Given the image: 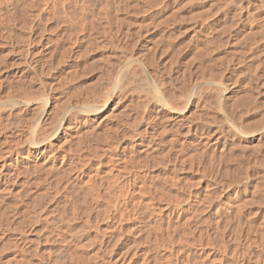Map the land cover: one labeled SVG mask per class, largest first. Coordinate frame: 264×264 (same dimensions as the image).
Returning a JSON list of instances; mask_svg holds the SVG:
<instances>
[{"label": "rangeland", "instance_id": "rangeland-1", "mask_svg": "<svg viewBox=\"0 0 264 264\" xmlns=\"http://www.w3.org/2000/svg\"><path fill=\"white\" fill-rule=\"evenodd\" d=\"M0 23V264H263L264 0H0ZM152 82L181 110L146 134Z\"/></svg>", "mask_w": 264, "mask_h": 264}, {"label": "bare ground", "instance_id": "bare-ground-1", "mask_svg": "<svg viewBox=\"0 0 264 264\" xmlns=\"http://www.w3.org/2000/svg\"><path fill=\"white\" fill-rule=\"evenodd\" d=\"M6 1H7V0H6ZM2 23H3V22H2ZM2 23H0V24H2ZM5 23H6V22H5ZM2 27H3V26H2ZM5 29H6V28H5ZM141 60H142V59H141ZM134 61H135V60H134ZM134 61H132V62H134ZM128 64H129V63L127 62V65H126V64H125V65H126V66L128 67V69H129L130 67L128 66ZM130 64H132V63H130ZM148 65H149V64H148ZM124 68H125V66H124ZM133 68H134V67H133ZM135 68H136V67H135ZM131 69H132V68H131ZM119 70H120V69H119ZM126 70H127V69H126ZM136 71H137V69H136ZM75 72H76V71H75ZM124 72H125V71H124ZM128 72H129V71H128ZM131 72H133V71L131 70ZM76 73H77V72H76ZM137 73H138V72H137ZM134 74H135V73H134ZM121 75H122V76H120L119 80H120V79H121V80H124L123 72H122ZM137 75H138V74H137ZM156 75H157V74H156ZM129 76H130V75H129ZM131 76H132V75H131ZM154 76H155V75H154ZM134 77H135V76H134ZM144 77H145V76H144ZM130 78H131V77H130ZM145 78H146V77H145ZM132 79H133V78H132ZM134 79H135V78H134ZM157 79H158V78H157ZM126 80H127V79H126ZM128 80H129V79H128ZM30 81H31V80H30ZM32 81H33V79H32ZM130 81L132 82V80H130ZM130 81H129L128 83H131ZM136 81H137V80H136ZM136 81H135V82H136ZM142 81H143V80H142ZM154 81H155V78H154ZM124 82H126V81H124ZM161 82H162V81H161ZM166 82H167V81H166ZM128 83H127V84H128ZM133 83H134V82H133ZM145 83H147V82H145ZM127 84H125V85H127ZM165 84H166V83H165ZM118 85H119V84H118ZM120 85L123 86L121 83H120ZM125 85H124V86H125ZM128 85H130V84H128ZM128 85H127V86H128ZM132 85H133V84H132ZM49 86H50V85H49ZM49 86H48V87H49ZM145 86H146V85H145ZM148 86H149V85H148ZM151 86H152V90H153L152 96H153V94H154V100H155V103H153V104L158 105L160 108H159V107L156 108V110H155L156 113H154L155 115H153V117H151V116L148 117V119H147L148 121L145 122V123H144V126H143V127H144V130H142L143 128L141 127V130H142L143 132L145 131V133H146V131H147V132H152V133H153V132H156V131L158 130L159 127H158V124L156 123V119H157V121H158V119H159L160 117H162L163 115L160 116L159 113H158V110H157V109H159V112L165 110L166 112L169 111V112H171V113H173V112H174V113H175V112H179V111L181 110V109H179V111H178V109L175 108L174 106H173V107L170 106V105H172V104H169V103L167 102V100H166V99L164 98V96H163V92H161V90L159 89V86L157 87V85H156L154 82H152V85H151ZM205 86H206V85H205ZM38 87H39V85H38ZM125 87H126V86H125ZM131 87H132V86H131ZM131 87H130V88H131ZM134 87H135V89H136L138 86L136 87V84H135ZM134 87H133L132 89H134ZM165 87H166V86H165ZM168 87H169V86H168ZM189 87H190V86H189ZM202 87H203V86H202ZM56 88H57V86H56ZM94 88H95V87H94ZM121 88H122V87H121ZM128 88H129V87H128ZM212 88H213V87H212ZM217 88H218V87H217ZM27 89H28V88H27ZM107 89H108V88H107ZM117 89H118V88H117ZM117 89H116V90H117ZM132 89H131V90H132ZM139 89H140V88H139ZM145 89H146V88H145ZM150 89H151V88H150ZM198 89H199V88H198ZM214 89H215V88H214ZM37 90H39V89H37ZM89 90H90V89H89ZM121 90H123V89H121ZM143 90H144V89H143ZM147 90H148V88H147ZM8 91H9V90H8ZM92 91H93V90H92ZM96 91H97V90H96ZM129 91H130V90H129ZM136 91H137V90H136ZM136 91H134V92H136ZM139 91H140V90H139ZM167 91H168V90H167ZM170 91H171V90H170ZM205 91H206V90H205ZM116 92H117V91H116ZM120 92H121V91H118V94H119ZM134 92H133V93H134ZM142 92L145 93L144 91H142ZM142 92H141V93H142ZM147 92H148V91H147ZM177 92H178V91H177ZM195 92H196V91H195ZM197 92H198V91H197ZM216 92H217V91H216ZM62 93H63V92H62ZM93 93H95V92H93ZM104 93H105V92H104ZM136 93H137V92H136ZM40 94H41V93H40ZM52 94H53V93H52ZM90 94H91V93H90ZM95 94H96V93H95ZM121 94H122V93H121ZM134 94H135V93H134ZM196 94H197V93H196ZM200 94H201V93H200ZM49 95H50V94H49ZM56 95H57V94H56ZM58 95H59V94H58ZM72 95H73V94H72ZM88 95H89V94H88ZM99 95H100V94H99ZM130 95H131V94H130ZM143 95H145V94H143ZM148 95H149V94H148ZM166 95H167V94H166ZM166 95H165V96H166ZM175 95H176V94H175ZM193 95H194V94H193ZM215 95H216V94H215ZM8 96H10V95H8ZM11 96H12V95H11ZM36 96H37V95H36ZM51 96H52V95H51ZM51 96H50V97H51ZM86 96H87V95H86ZM106 96H107V95H106ZM116 96H117V95H116ZM122 96H123V95H122ZM167 96H168V95H167ZM74 97H75V96H74ZM92 97H93V95H92ZM96 97H97V96H96ZM117 97H119V96H117ZM142 97H143V96H142ZM148 97H149V96H148ZM169 97H170V96H169ZM190 97H191V96H190ZM210 97H211V96H210ZM14 98H15V97H14ZM17 98H18V97H17ZM28 98H29V97H28ZM35 98H36V97H35ZM53 98H54V97H53ZM103 98H104V97H103ZM143 98H145V96H144ZM146 98H147V97H146ZM183 98H184V97H183ZM224 98H225V97H224ZM23 99H24V98H23ZM45 99H46V97H45ZM63 99H64V98H63ZM66 99H68V97H67ZM98 99H99V97H98ZM105 99H106V98H105ZM118 99H119V98H118ZM132 99H133V98H132ZM150 99H151V98H150ZM9 100H11L10 102L13 103V102H12V100H13L12 97H9ZM24 100H25V99H24ZM29 100H30V98H29ZM46 100H47V99H46ZM71 100H72V99H71ZM116 100H117V99H116ZM146 100H148V99H146ZM184 100H185V99H184ZM62 101H63V100H62ZM69 101H70V100H69ZM91 101H93V100H91ZM117 101H118V100H117ZM143 101H144V100H143ZM14 102H15V101H14ZM51 102H52V101H51ZM59 102H60V101H59ZM81 102H82V101H81ZM81 102H79V103H81ZM95 102H96V101H95ZM146 102H147V101H146ZM182 102H183V101H182ZM64 103H65V102H63V104H64ZM87 103H88V102H87ZM93 103H94V102H93ZM116 103H117V102H116ZM127 103H128V102H127ZM207 103H208V102H207ZM225 103H226V102H225ZM6 104L9 106L8 103H6ZM181 104H182V103H181ZM188 104L190 105V103H188ZM196 104H197V103H196ZM36 105H37V104H36ZM49 105H50V104H49ZM53 105H54V103H53ZM116 105H117V104H116ZM156 105H155V106H156ZM191 105H192V104H191ZM10 106H11V105H10ZM32 106H33V105H32ZM38 106H39V105H38ZM38 106H37V107H38ZM138 106H139V105H138ZM145 106H146V105H145ZM153 106H154V105H153ZM182 106H183V105H182ZM205 106H206V105H205ZM207 106H208V105H207ZM12 107H13V104H12ZM26 107H27V106H26ZM30 107H31V106H30ZM51 107H52V106H51ZM55 107H56V106L54 105V108H55ZM128 107H129V106H128ZM148 107H149L148 109L150 110L151 107H150V106H148ZM201 107H202V106H201ZM201 107H200V108H201ZM5 108H6V106H5ZM39 108H40V106H39ZM85 108H86V110H83L84 113H85V116L89 115L91 112H96V109L93 108L92 105H86ZM126 108H127V107H126ZM135 108H136V106H135ZM152 108H153V107H152ZM152 108H151V109H152ZM209 108H210V107H209ZM2 109H3V107H2ZM22 109H23V108H22ZM103 109H104V108H103ZM112 109H113V108H112ZM114 109H115V108H114ZM154 109H155V108H154ZM223 109H224V108H223ZM20 110H21V109H20ZM37 110H38V109H37ZM59 110H60V108H59ZM61 110H62V109H61ZM70 110H71V109H70ZM106 110H107V109H106ZM149 110H148V111H149ZM182 110H183V108H182ZM0 111H1V110H0ZM72 111H73V110H72ZM79 111H80V110H79ZM83 111H82V112H83ZM119 111H120V110H119ZM137 111H138V110H137ZM146 111H147V110H146ZM146 111H145V112H146ZM207 111H208V110H207ZM211 111H212V110H211ZM1 112H2V111H1ZM16 112H17V111H16ZM18 112H19V111H18ZM33 112H34V111H33ZM47 112H48V106L46 105V106L44 107V109L42 110V112H41V114H40V117H39V119H38V123H37V125H36V126H38L39 128H40V126L43 127V126L45 125V124H44V125L42 126L41 122L44 123V118H45V117H48V116H47ZM69 112H70V111H69ZM151 112H152V111H151ZM153 112H154V111H153ZM74 113H75V112H74ZM80 113H81V112H80ZM86 113H87V115H86ZM101 113H102V112H101ZM105 113H106V112H105ZM117 113H118V112H117ZM119 113H120V112H119ZM127 113H129V112H127ZM174 113H173V114H174ZM34 114H35V113H34ZM48 114H49V113H48ZM69 114H70V113H69ZM107 114H108V113H106V115H107ZM109 114L112 115V116L114 115V113H109ZM125 114H126V113H125ZM125 114H124V115H125ZM138 114H139V113H138ZM141 114H142V113H141ZM145 114H146V113H145ZM148 114H149V113H148ZM148 114H147V115H148ZM150 114H151V113H150ZM150 114H149V115H150ZM160 114H161V113H160ZM162 114H164V113H162ZM9 115H10V114H9ZM82 115H83V114H82ZM94 115H95V114H94ZM175 115H176V114H175ZM183 115H184V114H183ZM186 115H187V114H186ZM188 115H189V114H188ZM28 116H29V115H28ZM31 116H32V115H31ZM51 116H52V115H51ZM51 116H50V117H51ZM54 116H55V115L53 114L52 117H54ZM64 116H65V115H64ZM115 116H116V115H115ZM122 116H123V115H122ZM125 116H126V115H125ZM138 116H139V115H138ZM144 116H145V115H144ZM144 116H143V117H144ZM166 116H167V115H166ZM191 116H192V114H191ZM209 116H210V115H209ZM227 116H229V115H227ZM57 117H58V116H57ZM67 117H68V116H67ZM93 117H94V116H93ZM95 117H96V115H95ZM99 117H101V116H99ZM106 117H107V116H106ZM117 117H118V116H117ZM117 117H116V118H117ZM133 117H134V116H133ZM168 117H169V116H168ZM170 117H171V116H170ZM170 117H169V118H170ZM178 117H179V115H178V116H175V117L173 118L174 120H172V121H173V122H177V121H178V123L182 122V121H183L182 119H183L184 117H183V118H178ZM180 117H181V116H180ZM189 117H190V116H189ZM222 117H223V116H222ZM84 118H85V117H84ZM86 118H87V117H86ZM89 118H90V117H89ZM102 118H103V117H102ZM114 118H115V117H114ZM136 118H138V117H136ZM140 118H141V117H140ZM162 118H163V117H162ZM171 118H172V117H171ZM171 118H170V119H171ZM30 119H31V118H30ZM50 119H51V118H50ZM50 119H49V120H50ZM53 119H54V118H53ZM53 119H51V120H53ZM57 119H58V118H57ZM75 119H76V118H75ZM91 119H92V118H91ZM94 119H95V118H94ZM94 119H93V120H94ZM107 119H108V118H107ZM166 119H167V118H166ZM166 119H164V120H166ZM213 119H214V118H213ZM24 120H25V119H24ZM31 120H32V119H31ZM42 120H43V121H42ZM49 120H45V121H49ZM78 120H80V119H78ZM78 120H77V122H79ZM160 120H163V119L160 118ZM160 120L158 121V122H160L159 125H160L161 123H163V122H161ZM168 120H169V119H168ZM175 120H176V121H175ZM207 120H208V119H207ZM217 120H218V119H217ZM248 120H249V119H248ZM29 121H30V120H29ZM55 121H56V120H55ZM55 121H54V122H55ZM65 121H66L65 119H62V120L60 121V123H59V125H58V128H57V130H56V132H59L60 129L62 130L63 126L65 125ZM86 121H87V120H86ZM91 121H92V120H91ZM121 121H122V120H121ZM208 121H209V120H208ZM222 121H223V120H222ZM232 121H233V120H232ZM56 122H57V121H56ZM67 122H68V120H67ZM83 122H84V121H83ZM214 122H215V121H214ZM237 122H238V121H237ZM0 123H1V122H0ZM50 123H51V122H50ZM52 123H53V122H52ZM52 123H51V124H52ZM87 123H89V122L87 121ZM133 123H134V122H133ZM135 123H136V122H135ZM165 123H166V121H165ZM170 123H172V122L169 121V124H170ZM242 123H243V122H242ZM26 124H27V123H26ZM28 124H29V123H28ZM54 124H55V123H54ZM68 124H69V123H68ZM131 124H132V123H131ZM188 124H189V123H188ZM52 125H53V124H52ZM75 125H76V124H75ZM75 125H73V126H75ZM95 125H96V124H95ZM165 125H166V124H165ZM178 125H179V127H180V124H178ZM178 125H174V126L177 127ZM186 125H187V124H186ZM262 125H263V124H262ZM26 126H27V125H26ZM68 126H69V125H68ZM71 126H72V125H71ZM73 126H72V127H73ZM91 126H92V125H91ZM163 126H164V124H163ZM167 126L169 127V126H171V124H170V125H167ZM38 127H37V128H38ZM44 127H45V126H44ZM47 127H48V126H47ZM99 127H100V126H99ZM115 127H116V125H115ZM168 127L165 128V130H166V129H167V130L171 129V127H170V128H168ZM179 127H178V128H179ZM257 127H258V126H257ZM28 128H29V125H28ZM28 128H27V129H28ZM37 128H36V129H37ZM39 128H38V130H39ZM67 128H68V127H67ZM69 128H70V126H69ZM90 128H91V127H90ZM107 128H108V126H107ZM118 128H119V127H118ZM131 128H132V127H131ZM131 128H129V129H131ZM160 128H161V125H160ZM160 128H159V129H160ZM163 128H164V127H163ZM163 128H162V129H163ZM172 128H173V127H172ZM180 128H181V127H180ZM180 128H179V129H180ZM221 128H222V127H221ZM255 128H256V127H255ZM23 129H24V127H23ZM40 129H41V131H43L44 128H43V129L40 128ZM45 129H46V128H45ZM45 129H44V130H45ZM122 129H123V128H122ZM162 129H161V130H162ZM173 129H174V128H173ZM173 129H171V130H173ZM186 129L188 130V131H186L187 133L190 132L191 130H192L193 132H195V130H198V129H194V127L191 126L190 124L188 125V127H187ZM215 129H216V128H215ZM259 129H260V128H259ZM11 130H12V129H11ZM14 130H15V129H14ZM38 130H37V131H38ZM48 130H49V129H48ZM107 130H108V129H107ZM126 130H128V129H126ZM167 130H166V131H167ZM184 130H185V129H184ZM199 130H201V129H199ZM207 130H208V128H207ZM251 130H252V129H251ZM253 130H254V129H253ZM19 131H20V130H19ZM25 131H26V130H25ZM41 131H39V134H40V133H41V134L46 133V131H43V133H42ZM63 131H64V130H63ZM103 131H104V130H103ZM121 131H122V130H121ZM129 131H130V130H129ZM135 131H137V130H135ZM159 131H160V130H159ZM192 131H191V132H192ZM249 131H250V130H249ZM17 132H18V131H17ZM17 132H15V133L12 134V135L10 134V133H11V132H10L9 134L11 135V137H10L11 139L8 138V142H5V143H9L8 145H10V144H13V143H14L13 140H16V141H17V140L20 138V137H19V133H17ZM21 132H22V131H21ZM50 132H51V131H50ZM56 132L54 133V135H56ZM105 132H106V131H105ZM125 132H126V131H125ZM127 132H128V131H127ZM174 132L177 133V132H180V131L177 130V131H174ZM186 132H185V133H186ZM204 132H205V131H204ZM242 132H243V131H242ZM37 133H38V132H36V134H37ZM94 133H95V132H94ZM145 133H144V134H145ZM156 133H157V132H156ZM156 133H155V134H156ZM180 133H181V132H180ZM195 133H196V132H195ZM207 133H208V132H207ZM210 133H211V132H210ZM9 134H7V135H9ZM24 134H25V132L22 134L21 137H23V136L26 135V134H25V135H24ZM107 134H108V133H107ZM146 134H147V133H146ZM150 134H151V133H150ZM190 134H191V133H190ZM205 134H206V133H205ZM208 134H209V133H208ZM211 134H212V133H211ZM240 134H241V133H240ZM50 135H51V134H50ZM92 135H93V133H92ZM94 135H96V133H95ZM100 135H101V134H100ZM105 135H106V134H105ZM126 135H127V134H126ZM129 135H130V133H128V137H129ZM132 135H133V134H132ZM148 135H149V134H148ZM201 135H203L202 132H201ZM201 135H200V136H201ZM209 135H210V134H209ZM209 135H207V136H209ZM39 136H42V138H44L45 135H44V136H43V135H39ZM79 136H80V135H79ZM103 136H104V135H103ZM109 136H110V134H109ZM130 136H131V135H130ZM136 136H137V135H136ZM136 136H134V137H136ZM143 136H144V135H143ZM151 136H152V134H151ZM153 136H155V135H153ZM205 136H206V135H205ZM205 136H204V137H205ZM4 137H5V136H4ZM35 137H36L35 134L31 135L30 140H31V143H32V144H34L35 146H38L39 144H44V142H45V140L47 139V137H49V134H48V136H46L44 139H41V137H38V136H37L38 138H40V141H37V140H36L37 137H36V139H35ZM73 137H74V136H73ZM101 137H102V136H101ZM138 137H139V136H138ZM140 137H142V136H140ZM140 137H139V138H140ZM170 137H171V136H170ZM97 138H98V136H97ZM104 138H105V137H104ZM121 138H122V137H121ZM146 138H147V137H146ZM146 138H145V140L148 141ZM205 138H206V137H205ZM208 138H209V137H208ZM22 139H23V140H24V139L26 140V137H25V138H22ZM79 139H80V138H79ZM82 139H83V138H82ZM92 139H93V138H92ZM130 139H132V136L130 137ZM130 139H129V140H130ZM149 139H151V138H149ZM199 139H200V138H199ZM222 139H224V138H222ZM4 140H6V139L3 138V142H4ZM9 140H11V141L9 142ZM25 140H24V142H25ZM89 140H90V139H89ZM129 140L127 139V142H128ZM182 140H183V139H182ZM19 141H20V140H19ZM21 141H22V140H21ZM21 141H20L21 144H18L19 142H18V143L15 142V143L18 144V145H22V143L24 144V142H21ZM26 141H27V140H26ZM48 141H49V140H48ZM76 141H77V140H76ZM104 141H105V139H104ZM124 141H125V140H124ZM138 141H139L138 139H135V141L130 142V144L128 145V147L131 146L132 148H133V147L136 148L137 145H142V144H143V143H142V139H141L139 142H138ZM222 141H223V140H222ZM255 141H256V140H255ZM3 142H2V144H5V143H3ZM11 142H13V143H11ZM46 142H47V141H46ZM66 142H67V141H66ZM80 142H81V141H80ZM97 142H98V141H97ZM148 142H150V141H148ZM205 142H207V139L205 140ZM217 142H218V141H216V139H215V141H214L211 145H213L214 147H216ZM0 143H1V142H0ZM60 143H61V142H60ZM63 143H64V142H63ZM77 143H78V142H77ZM82 143H83V142H82ZM122 143H123V142H122ZM162 143H163V142H162ZM207 143H208V142H207ZM16 144H15V145H16ZM144 144H146V143H144ZM147 144H148V143H147ZM147 144H146V145H147ZM221 144H222V143H221ZM260 144H261V143H260ZM121 145H123V144H121ZM252 145H253V144H252ZM79 146H80V145H79ZM93 146H94V145H93ZM148 146H149V145H148ZM221 146H222V145H221ZM4 147H5V145H4ZM13 147H15V146H13ZM20 147H21V146H20ZM42 147H43V146H42ZM64 147H65V146H64ZM96 147H97V146H96ZM96 147H95V148H96ZM98 147H99V146H98ZM121 147H122V146H121ZM123 147H124V146H123ZM125 147H126V146H125ZM142 147H143V146H142ZM145 147H146V146H145ZM145 147H144V148H145ZM238 147H239V146H238ZM240 147H241V146H240ZM0 148H1V147H0ZM18 148H19V147H17V149H18ZM62 148H63V147H62ZM85 148H86V147H85ZM95 148H94V149H95ZM148 148H149V147H148ZM169 148H170V147H169ZM197 148H198V147H197ZM221 148H222V147H221ZM253 148H254V147H253ZM56 149H57V148H56ZM124 149H125V148H124ZM124 149H123V150H124ZM127 149H128V148H127ZM136 149H137V148H136ZM166 149H167V148H166ZM174 149H175V147H174ZM245 149H246V148H245ZM15 150H16L15 148L12 149L11 145L9 146V148H8V146H7L6 149L3 148V149L0 150V155L3 157L2 159H5V160H2L3 163H5L6 161L9 160L10 163H11V162H12V163L15 162V164H16L17 161H19V160H18V159H19L18 157L13 156V154L15 155V153H16L19 149L14 153L13 151H15ZM43 150H44V149H42V150H38V147H37V148L34 150L35 153H36V154H35V155H36L35 157H38V155H40V158H41V155L44 154V151H43ZM45 150H46V149H45ZM70 150H71V149H70ZM92 150H93V149H92ZM97 150H98V149H97ZM128 150H131V149H128ZM132 150H133V149H132ZM141 150H142V149H141ZM144 150H145V149H144ZM249 150H250V149H249ZM257 150H258V149H257ZM28 151H29V150H28ZM46 151H48V150H46ZM134 151H135V150H134ZM145 151H146V150H145ZM147 151H148V150H147ZM250 151H251V150H250ZM18 152H20V151H18ZM21 152H22V151H21ZM123 152H124V151H123ZM125 152L127 153L128 151L125 149ZM129 152H130V151H129ZM131 152H132V151H131ZM262 152H263V151H262ZM56 153H57V152H56ZM70 153H71V152H70ZM126 153H124V154H126ZM132 153H133V152H132ZM134 153H135V152H134ZM248 153H249V152H248ZM28 154H29V153H28ZM31 154H32V153H31ZM31 154H30V155H31ZM61 154H62V153H61ZM122 154H123V153H122ZM122 154H121V155H122ZM129 154H130V153H129ZM146 154H147V153H146ZM240 154H241V153H240ZM26 155H27V154H26ZM33 155H34V154H33ZM57 155H58V154H57ZM63 155H64V154H63ZM149 155H150V154H149ZM217 155H218V154H217ZM21 156H22V155H21ZM49 156H50V155H49ZM61 156H62V155H61ZM122 156L124 157V155H122ZM218 156H219V155H218ZM33 157H34V156H33ZM63 157H64V156H63ZM123 157H122V158H123ZM145 157H146V156H145ZM220 157H221V155H220ZM228 157H229V155H228ZM0 158H1V157H0ZM57 158H58V157H57ZM120 158H121V157H120ZM233 158H234V157H233ZM28 159H29V158H28ZM28 159H27V160H28ZM36 159H37V158H36ZM62 159H64V158H61V160H62ZM211 159H212V158H211ZM224 159H225V158H224ZM246 159H247V158H246ZM77 160H78V159H77ZM77 160H76V161H77ZM181 160H183V159H181ZM219 160H220V159H219ZM235 160H236V159H235ZM64 161H65V160H64ZM64 161H63V162H64ZM66 161H67V160H66ZM66 161H65V162H66ZM76 161H75V164H78ZM118 161H119V160H118ZM217 161H218V160H217ZM231 161H232V160H231ZM236 161H237V160H236ZM260 161H261V160H260ZM45 162H46V161H45ZM61 162H62V161H61ZM72 162L74 163V161H72ZM72 162H71V163H72ZM78 162H79V161H78ZM12 163H11V164H12ZM73 163H72V164H73ZM66 164H67V163H66ZM69 164H70V162H69ZM72 164H70V165H72ZM75 164H74V167H76ZM212 164H213V163H212ZM214 164H216V163H214ZM5 165H7V163H6ZM16 165H17V164H16ZM35 165H36V164H35ZM38 165H39V164H38ZM70 165H69V167H70ZM250 165H251V164H250ZM7 166H8V165H7ZM17 166H18V165H17ZM36 166H37V165H36ZM72 166H73V165H72ZM77 166H78V165H77ZM8 167H9V166H8ZM8 167H7V168H8ZM10 167H11V166H10ZM74 167H73V168H74ZM79 167H80V166H79ZM171 167H172V166H171ZM4 168H5V167H4ZM11 168L13 169V167H11ZM14 168H16V167H14ZM70 168H71V167H70ZM122 168H123V167H122ZM220 168H221V167H220ZM222 168H223V167H222ZM224 168H225V167H224ZM0 169H1V164H0ZM9 169H10V168H9ZM95 169H96V168H95ZM118 169H119V168H118ZM215 169H216V168H215ZM3 170H4V169H3ZM6 170H8V169H6ZM16 170H18V169L16 168ZM60 170H61V169H60ZM62 170H63V169H62ZM68 170H69V168H68ZM78 170L80 171V168H78ZM81 170H82V169H81ZM218 170H219V169H218ZM230 170H231V169H230ZM64 171H65V170H64ZM121 171H122V170H121ZM170 171H171V170H170ZM220 171H222V170H220ZM3 172H4V171H3ZM11 172H12V171H11ZM62 172H63V171H62ZM116 172H117V171H116ZM244 172H245V171H244ZM4 173H5V172H4ZM13 173H14V172H12V174H13ZM63 173H64V172H63ZM96 173H97V172H96ZM96 173H95V174H96ZM104 173H106V172H104ZM107 173H108V172H107ZM113 173H114V172H113ZM170 173H171V172H170ZM2 174H3V173H2ZM114 174H115V173H114ZM202 174H203V173H202ZM263 174H264V173H263ZM4 175H5V174H3V176H4ZM6 175H7V174H6ZM9 175H10V174H9ZM9 175H7V176H9ZM111 175H112V174H111ZM115 175H116V174H115ZM115 175H114V176H115ZM118 175H119V174H118ZM165 175H166V174H165ZM173 175H174V174H173ZM175 175H176V174H175ZM226 175H227V174H226ZM242 175H243V174H242ZM260 175H262V174H260ZM7 176H6V177H7ZM10 176H11V175H10ZM120 176H121V175H120ZM138 176H139V175H138ZM167 176H168V175H167ZM233 176H234V175H233ZM233 176H232V177L230 176V177L233 178ZM111 177H112V176H111ZM208 177H209V176H208ZM218 177H219V176H218ZM226 177H227V176H226ZM238 177H239V176H238ZM253 177H254V176H253ZM0 178H1V177H0ZM72 178H73V177H72ZM87 178H88V175H87ZM100 178H101V177H100ZM106 178H107V177H106ZM166 178H167V177H166ZM175 178H176V177H175ZM263 178H264V177H263ZM2 179H3V177H2ZM2 179H1V180H2ZM103 179H104V178H103ZM128 179H129V178H128ZM152 179H153V178H152ZM224 179H225V178H224ZM244 179H245V178H244ZM3 180H5V179H3ZM3 180H2V181H3ZM221 180H222V179H221ZM232 180H233V179H232ZM239 180H240V179H239ZM257 180H258V179H257ZM106 181H107V180H106ZM69 182H70V181H69ZM95 182H96V181H95ZM98 182H99V181H98ZM107 182H108V181H107ZM126 182H127V181H126ZM128 182H129V181H128ZM1 183H2V182H1ZM3 183H4V181H3ZM5 183H6V181H5ZM85 183H86V182H84V184H85ZM90 183H91V181H90ZM166 183H167V181H166ZM174 183H175V182H174ZM205 183H206V182H205ZM88 184H89V183H88ZM91 184H92V183H91ZM125 184H126V183H125ZM226 184H227V183H226ZM257 184H258V183H257ZM4 185H5V184H4ZM66 185H67V184H66ZM71 185H72V184H71ZM92 185H93V184H92ZM109 185H110V184H109ZM113 185H114V184H113ZM75 186H76V185H75ZM77 186H78V185H77ZM81 186H82V184H81ZM90 186H91V185H90ZM117 186H118V185H117ZM147 186H148V185H147ZM152 186H153V185H152ZM171 186H172V185H171ZM171 186H170V187H171ZM228 186H229V185H228ZM254 186H255V185H254ZM88 187H89V186H88ZM128 187H129V186H128ZM130 187H131V186H130ZM91 188H92V187H91ZM126 188H127V186H126ZM145 188H146V187H145ZM159 188H160V187H159ZM220 188H221V187H220ZM4 189H6V188H4ZM63 189H64V186H63ZM86 189H87V187H86ZM127 189H128V188H127ZM133 189L136 190V188H133ZM142 189H143V188H142ZM160 189H161V188H160ZM224 189H225V188H224ZM244 189H245V188H244ZM251 189H252V188H251ZM256 189H257V188H256ZM7 190H8V189H7ZM92 190H93V189H92ZM122 190H123V189H122ZM144 190H145V189H144ZM258 190H259V189H258ZM0 191H1V190H0ZM85 191H87V190H85ZM185 191H186V190H185ZM209 191H210V190H209ZM212 191H213V190H212ZM244 191H245V190H244ZM88 192H89V191H88ZM112 192H113V191H112ZM125 192H126V191H125ZM130 192L132 193V190H130ZM134 192H135V191H134ZM134 192H133V193H134ZM140 192H141V191H140ZM82 193H83V192H82ZM91 193H92V192H91ZM113 193H114V192H113ZM260 193H261V192H260ZM79 194H80V193H79ZM86 194H87V193H86ZM96 194H97V193H96ZM99 194H100V193H99ZM127 194H128V193H127ZM137 194H138V193H137ZM142 194H143V193H142ZM208 194H209V193H208ZM219 194H220V193H219ZM254 194H255V193H254ZM81 195H85V194L83 193V194H81ZM120 195H121V194H120ZM143 195H145V194H143ZM156 195H157V194H156ZM63 196H64V195H63ZM208 196H209V195H208ZM219 196H220V195H219ZM84 197H85V196H84ZM84 197H83V198H84ZM96 197H97V196H96ZM124 197H125V196H124ZM143 197H144V196H143ZM157 197H158V196H157ZM91 198H93V197H91ZM116 198H117V197H116ZM159 198H160V197H159ZM208 198H209V197H208ZM214 198H215V197H214ZM154 199H155V198H154ZM209 199H210V198H209ZM262 199H263V198H262ZM91 200H92V199H91ZM106 200H107V199H106ZM214 200H215V199H214ZM238 200H239V199H238ZM116 201H117V200H116ZM121 201H122V199H121ZM121 201L119 200L118 202H121ZM125 201H126V199H125ZM125 201H122V202H125ZM207 201H208V200H207ZM239 201H240V200H239ZM242 201H243V200H242ZM252 201H253V200H252ZM91 202H92V201H91ZM96 202H97V201H96ZM106 202H107V201H106ZM122 202H121V203H122ZM149 202H150V201H149ZM153 202H154V200H153ZM210 202H211V201H210ZM255 202H256V201H255ZM133 203H134V201H133ZM186 203H187V202H186ZM243 203H244V202H243ZM263 203H264V202H263ZM111 204H112V203H111ZM116 204H117V203H116ZM119 204H120V203H119ZM125 204H126V203H125ZM177 204H178V203H177ZM253 204H254V203H253ZM93 205H94V204H93ZM121 205H122V204H121ZM153 205H154V204H153ZM201 205H202V204H201ZM205 205H206V204H205ZM104 206H105V205H104ZM123 206H124V205H123ZM149 206H150V205H149ZM202 206H203V205H202ZM221 206H223V205H221ZM136 207H137V206H136ZM172 207H174V206H172ZM128 208H129V207H128ZM198 208H199V207H198ZM111 209H112V208H111ZM115 209H116V208H115ZM121 209H122V208H121ZM121 209H120V210H121ZM124 209H125V208H124ZM131 209H132V208H131ZM131 209H130V210H131ZM162 209H163V208H162ZM105 210H106V209H105ZM117 210H118V209H117ZM126 210H127V209H126ZM103 211H104V210H103ZM121 211H122V210H121ZM185 211H186V210H185ZM191 211H192V210H191ZM201 211H202V210H201ZM129 212H130V211H129ZM153 212H154V211H153ZM172 212H173V210H172ZM174 212H176V211H174ZM224 213H225V212H224ZM256 213H257V212H256ZM117 214H118V213H117ZM166 214H168V213H166ZM110 215H111V214H110ZM169 215H170V213H169ZM233 215H235V214H233ZM237 215H238V214H237ZM250 215H251V214H250ZM164 216H165V215H164ZM166 216L168 217V215H166ZM243 216H244V215H243ZM232 217H233V216H232ZM247 217H248V216H247ZM116 218H117V217H116ZM124 218H125V217H124ZM134 218H136V217H134ZM218 218H219V217H218ZM142 219H143V218H142ZM169 219H170V218H169ZM188 219H189V218H188ZM186 220H187V219H186ZM251 220H252V219H251ZM113 221H114V220H113ZM122 221H123V220H122ZM134 221H135V220H134ZM166 221H167V220H166ZM214 221H215V220H214ZM181 222H182V221H181ZM179 223H180V222H179ZM183 223H184V222H183ZM225 223H226V222H225ZM240 223H241V222H240ZM87 224H88V223H87ZM171 224H172V223H171ZM177 224H178V223H177ZM196 224H197V223H196ZM215 224H216V223H215ZM115 225H116V224H115ZM115 225H114V226H115ZM151 225H152V224H151ZM172 225H173V224H172ZM169 226H170V225H169ZM252 226H253V225H252ZM263 226H264V225H263ZM217 227H218V226H217ZM229 227H230V226H229ZM237 227H238V226H237ZM193 228H194V226H193ZM155 229H156V228H155ZM195 229H196V227H195ZM202 229H203V228H202ZM249 229H250V228H249ZM95 230H96V229H95ZM122 230H123V229H122ZM197 230H198V229H197ZM147 231H148V230H147ZM171 231H172V230H171ZM185 231H186V230H185ZM235 231H236V230H235ZM121 232H122V231H121ZM131 232H132V231H131ZM133 232H134V229H133ZM139 232H140V231H139ZM139 232H138V233H139ZM153 232H154V231H153ZM155 232H156V231H155ZM164 232H165V231H164ZM198 232H199V231H198ZM251 232H252V231H251ZM263 232H264V230H263ZM128 233H129V231H128ZM138 233H137V235H138ZM146 233H147V232H146ZM148 233H149V232H148ZM233 233H234V232H233ZM256 233H257V232H256ZM152 234H153V233H152ZM169 234H170V233H169ZM171 234H172V233H171ZM197 234H198V233H197ZM237 234H238V233H237ZM254 234H255V233H254ZM257 234H259V233H257ZM114 235H115V234H114ZM144 235H145V233H144ZM144 235H143V236H144ZM187 235H188V234H187ZM192 235H193V234H192ZM135 236H136V235H135ZM149 236H150V235H149ZM156 236H157V235H156ZM162 236H163V235H162ZM258 236H259V235H258ZM147 237H148V236H147ZM160 237H161V236H160ZM197 237H198V236H197ZM199 237H200V236H199ZM229 237H230V236H229ZM234 237H235V236H234ZM115 238H116V237H115ZM206 238H207V237H206ZM249 238H250V237H249ZM249 238H247L246 243L249 241V240H248ZM252 238H255V237H252ZM261 238H262V236H261ZM128 239H129V238H128ZM190 239H191V238H190ZM244 239H245V238H244ZM258 239H259V238H258ZM21 240H22V239H21ZM163 240H164V239H163ZM181 240H182V239H181ZM231 240H232V239H231ZM236 240H237V239H236ZM234 241H235V240H233V242H234ZM114 242H115V239H114ZM192 242H193V241H192ZM194 242H195V241H194ZM205 242H206V241H205ZM205 242H204V243H205ZM242 242H243V241H242ZM20 243H21V242H20ZM23 243H24V241H23ZM23 243H22V244H23ZM206 243H207V242H206ZM220 243H221V242H220ZM246 243H244L245 246H246ZM143 244H144V243H143ZM166 244H167V243H166ZM80 245H81V244H80ZM174 245H175V244H174ZM247 245H248V244H247ZM249 245H250V244H249ZM242 246H243V245H242ZM24 247H25V246H24ZM76 247H77V246H76ZM78 247H80V246H78ZM78 247H77V248H78ZM83 247H84V246H83ZM127 247H128V246H127ZM131 247H133V246H131ZM186 247H187V246H186ZM203 247H204V246H203ZM238 247H239V246H238ZM247 247L250 248L249 246H247ZM21 248H22V247H21ZM128 248H129V247H128ZM231 248H232V247H231ZM235 248H237V247L235 246ZM244 248H245V247H244ZM244 248H243V250H244ZM248 248H247V249H248ZM153 249H155V248L153 247ZM156 249H157V248H156ZM180 249L182 250L183 248L180 247ZM187 249H188V248H187ZM187 249H186V250H187ZM241 249H242V247H241ZM241 249H240V251H241ZM247 249H246V250H247ZM261 249H262V248H261ZM129 250H130V249H129ZM134 250H135V249H134ZM150 250H151V249H150ZM183 250H184V249H183ZM186 250H184L183 253H184ZM210 250H211V249H210ZM226 250H227V249H226ZM233 250H234V249H233ZM246 250H245V252H246ZM250 251H251V250H250ZM252 251H253V250H252ZM259 251H260V250H259ZM259 251H258V253H260ZM262 251H263V250H262ZM94 252H95V251H94ZM110 252H111V251H110ZM147 252H148V251H147ZM156 252H157V251H156ZM170 252H171V251H170ZM175 252H176V251H175ZM177 252H178V251H177ZM186 252H187V251H186ZM188 252H189V250H188ZM188 252L186 253V257H188V256H187V255H188ZM190 252H191V251H190ZM231 252H232V251H231ZM242 252H243V251H242ZM245 252H244V254H245ZM247 252H248V251H247ZM95 253H96V252H95ZM221 253H222V252H221ZM227 253H228V252H227ZM236 253H237V252H236ZM249 253H250L249 256H251L253 252H252V253L249 252ZM96 254H97V253H96ZM108 254H109V253H108ZM127 254H128V253H127ZM173 254H174V253H173ZM181 254H182V252H181ZM184 254H185V253H184ZM184 254H183V257H185ZM192 254H193V253H192ZM229 254H230V253H229ZM234 254H235V253H234ZM238 254H239V253H238ZM244 254H243V255H244ZM101 255H102V254H101ZM128 255H129V254H128ZM161 255H162V254H161ZM179 255H180V254H179ZM190 255H191V253H190ZM207 255H208V254H207ZM230 255H232V254H230ZM236 255H237V254H236ZM240 255H242L241 252H240ZM247 255H248V254H247ZM256 255H257V254L255 253L254 256H256ZM262 255H263V254H262ZM94 256H95V255H94ZM181 256H182V255H181ZM238 256H239V255H238ZM259 256H260V255H259ZM259 256H256V258H258ZM131 257H132V256H131ZM144 257H145V256H144ZM151 257H152V256H151ZM186 257H185V258H186ZM207 257H208V256H207ZM217 257H218V256H217ZM221 257H222V256H221ZM221 257H220V258H221ZM223 257H224V256H223ZM228 257H229V255H228ZM230 257H231V256H230ZM102 258H103V257H102ZM102 258H101V260H102ZM154 258H155V257H154ZM176 258H178V256H177ZM176 258H175V259H176ZM179 258H180V257H179ZM179 258H178V260H179ZM185 258H182V257H181L182 260L185 259ZM220 258H219V259H220ZM236 258H237V256H236ZM243 258H244V257H243ZM245 258H246V257H245ZM247 258H248V257H247ZM251 258H252V256H251ZM254 258H255V257H254ZM259 258H260V259H257L258 261L261 260V257H259ZM26 259H27V258H26ZM107 259H108V258H107ZM148 259H149V256H148ZM181 259H180V260H181ZM248 259H249V258H248ZM248 259H247V264H248V262H249ZM263 259H264V258L262 257V261H263V264H264V260H263ZM123 260H124V259H123ZM131 260H132V259H131ZM153 260H154V259H153ZM186 260H187V259H186ZM189 260H190V259L188 258V261H187V262H186L185 260H183V261L185 262V264H186V263L188 264V263H189ZM192 260H193V258H192ZM202 260H203V259H202ZM216 260H217V259H216ZM251 260H252V259H251ZM254 260H255V259H254ZM124 261H125V260H124ZM220 261H221V260H220ZM220 261H219V263H220ZM231 261H232V263H233V260H231ZM239 261H240V259H239ZM241 261H242V260H241ZM262 261H261V262H262ZM152 262H153V261H152ZM157 262H158V261H157ZM159 262H160V261H159ZM159 262H158V263H159ZM177 262H178V261H177ZM180 262H181V261H180ZM190 262H191V261H190ZM225 262H226V261H225ZM244 262H245V261H244ZM103 263H104V262H103ZM141 263H142V262H141ZM154 263H155V260H154ZM178 263H179V262H178ZM182 263H183V262H182ZM208 263H209V262H208ZM238 263H239V262H238ZM119 264H121V263H119ZM122 264H123V262H122ZM133 264H134V263H133ZM156 264H157V263H156ZM159 264H160V263H159ZM170 264H171V263H170ZM189 264H190V263H189ZM192 264H193V263H192ZM199 264H200V263H199ZM206 264H207V263H206ZM209 264H210V263H209ZM229 264H230V263H229ZM241 264H242V263H241ZM250 264H251V263H250ZM253 264H257V263H254V261H253ZM258 264H259V263H258Z\"/></svg>", "mask_w": 264, "mask_h": 264}]
</instances>
